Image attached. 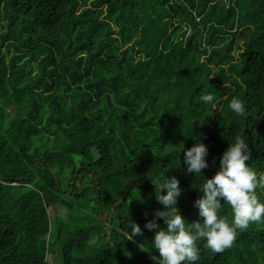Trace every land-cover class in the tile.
<instances>
[{"label":"trees","instance_id":"1","mask_svg":"<svg viewBox=\"0 0 264 264\" xmlns=\"http://www.w3.org/2000/svg\"><path fill=\"white\" fill-rule=\"evenodd\" d=\"M237 137L264 173V0H0V264H154L152 182L175 177L202 222L199 189ZM197 245L194 264H264V218L222 253Z\"/></svg>","mask_w":264,"mask_h":264},{"label":"clouds","instance_id":"2","mask_svg":"<svg viewBox=\"0 0 264 264\" xmlns=\"http://www.w3.org/2000/svg\"><path fill=\"white\" fill-rule=\"evenodd\" d=\"M213 99L211 94L199 97L205 103ZM229 108L236 116L247 118L246 105L241 99L233 97ZM182 151L187 173L202 174V170L209 167L208 148L204 143L198 141ZM249 159L244 138L237 137L234 143L228 144L219 160V169L210 179L205 178L199 189L203 195L194 202L202 222L188 224L180 214L176 205L182 190L175 177L163 184L151 181L159 193L155 198L163 206L144 224V229L153 233L152 246L158 254L151 257L154 264H194L199 259L198 241H204L205 249L219 254L233 246L238 231H246L250 223L262 222L264 202L260 201L256 190L264 189V173L258 174L249 167L246 163ZM160 189L165 190V194H161ZM221 200L231 209V223L219 215ZM158 220L163 221V227ZM129 227L132 230L129 240L143 235V229L137 223L131 221Z\"/></svg>","mask_w":264,"mask_h":264},{"label":"rangeland","instance_id":"3","mask_svg":"<svg viewBox=\"0 0 264 264\" xmlns=\"http://www.w3.org/2000/svg\"><path fill=\"white\" fill-rule=\"evenodd\" d=\"M50 258L52 257V253H49Z\"/></svg>","mask_w":264,"mask_h":264}]
</instances>
